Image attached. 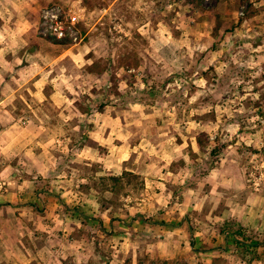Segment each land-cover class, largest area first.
Masks as SVG:
<instances>
[{
    "label": "rangeland",
    "instance_id": "obj_1",
    "mask_svg": "<svg viewBox=\"0 0 264 264\" xmlns=\"http://www.w3.org/2000/svg\"><path fill=\"white\" fill-rule=\"evenodd\" d=\"M36 2L27 14L24 49L37 64L20 72L26 84L0 108L12 110L21 125H40L39 142L62 146L55 169L32 178L34 194H42L29 205L41 212L50 205L48 197L62 200L51 182L62 174L72 192L93 194L98 213L88 212L93 203L80 199L59 201L75 209L64 212L66 219L38 212L53 225L49 238L43 227L30 235L36 249L42 248L35 264H81L80 257L84 264H110L119 248L110 241L119 245V235L136 241L137 253L118 264H264V0ZM54 6L62 8L64 20L71 11L78 17L67 44L43 33L42 11ZM72 46L81 48L74 60L63 54ZM132 50L139 65L126 69L120 62ZM6 72L17 73L0 71V77ZM138 89L154 92L126 103ZM11 90L0 87V100ZM56 92L63 95L57 103L50 97ZM101 104L121 116L116 139L124 141L118 142L123 170L137 175L117 184L109 176L123 170L75 160L86 145L102 157L108 154L88 137L89 115ZM7 163L0 156V171ZM157 176L164 183L155 191L150 181ZM7 187L0 177V191ZM159 218L185 222V230L173 233L177 246L168 258L146 251L147 243L165 238L163 227H152ZM66 220L68 229L59 230ZM46 240L52 249L44 252Z\"/></svg>",
    "mask_w": 264,
    "mask_h": 264
},
{
    "label": "crops",
    "instance_id": "obj_2",
    "mask_svg": "<svg viewBox=\"0 0 264 264\" xmlns=\"http://www.w3.org/2000/svg\"><path fill=\"white\" fill-rule=\"evenodd\" d=\"M37 0H0V71H13L16 70L17 73L13 74L6 72L4 76L0 77V87H12L11 92L7 93L2 97L0 102L11 103L15 100L18 95L19 89L24 86L27 82L26 79L22 78L21 71L32 68L37 64L31 61L28 57V51L24 49L26 44L25 32L30 26V20L27 18V14L33 12L37 5ZM71 48L64 51V55H69L73 60L75 56V51L81 48ZM23 53V54H22ZM62 56V55H61ZM59 58V57H58ZM58 58H55L52 62H55ZM22 60L27 62L25 66H21ZM50 72V70H49ZM62 75V73H60ZM61 77V76H60ZM58 77V78H60ZM42 78H37L34 83L35 86H40L42 83ZM26 80V81H25ZM29 80V79H28ZM51 82H57V76H50ZM36 95H40V91L34 92ZM63 97L62 94L56 92L54 97L57 103ZM62 114V113H60ZM88 120L92 123V130L89 131L88 137L92 139L94 143L100 144L108 148V154L105 157L100 156L97 148L95 146L86 145L80 148L76 153L75 160L78 162H99L104 164V169L110 172H120L124 168V141L122 137L118 138V132L122 133V119L119 113H114L110 110H104L102 112H94L89 115ZM42 128L40 125H36L35 122L21 125L18 116L10 109L0 108V156L7 160L6 166L0 171V177L3 178L5 182L8 183L6 191H0V262L8 264H35L38 262V254L41 252L42 248L36 249L35 242L30 241V235L34 229L43 227L42 230L47 232L46 237H50L52 225V220L47 217H39L38 209L35 208L37 205L30 203L34 202L41 194L39 191L33 192L35 188V181L32 178L41 174L43 176L49 174L55 169L57 163V150L61 149L62 146L54 143L50 140L47 142H39L37 136ZM122 140V141H121ZM122 142V146H118V142ZM32 174L33 177L27 175ZM57 179L52 180L53 187L56 192H62L61 202H67L76 200L75 202L82 201L92 202L94 209L88 212L95 211V200L91 193H74L69 189L68 180L61 179V175L56 176ZM156 179H151L152 188L159 187L158 183H164L163 177L157 176ZM160 178V179H159ZM58 182V183H57ZM155 191H158L155 188ZM77 192V191H76ZM160 193V192H159ZM78 194V195H77ZM157 192H153L154 201L158 200ZM161 194V193H160ZM37 195V196H36ZM29 200V201H28ZM55 198H50L46 200L50 205L45 204L42 210L44 214H62L63 218L64 212L67 209L73 210L74 208H68L66 205L61 207L59 203L53 202ZM68 200V201H67ZM50 201V202H49ZM153 201V202H154ZM159 202V201H158ZM161 202V200H160ZM52 204H55L52 206ZM154 209H164L156 203H153ZM35 208V209H34ZM75 210V209H74ZM39 212V213H41ZM170 212V211H167ZM79 215L85 217L88 213H83L79 211ZM81 217L82 221L84 220ZM168 218V219H158V221L153 222L154 231H159L161 227L166 230V235L164 240L157 241L155 244L150 242L146 245L148 246L146 251L151 254H158L160 257L168 258L175 251V241L173 233L177 231H183L185 222L181 219ZM85 222L81 224L84 227ZM88 224V223H87ZM69 222H60V226H56L59 230L68 229ZM82 227V228H83ZM69 233V231L67 230ZM60 236V234L58 233ZM62 238L66 237V233ZM121 241L119 245L114 243V240L110 241V246L116 250L113 251L110 264L114 260L116 264L122 263L128 255L135 258L137 253V246H135L136 241H132L125 235H119ZM27 237V238H26ZM29 239V240H28ZM47 239V238H45ZM32 240V239H31ZM181 244V241L178 240ZM47 240L44 243V252L47 250ZM140 242V241H139ZM71 245L70 243H68ZM51 248V247H50ZM52 249V248H51ZM118 253H115V252ZM153 252V253H152ZM133 253V254H132ZM40 260L44 259L39 256ZM84 257L79 258L81 264L85 263ZM46 264V261H44Z\"/></svg>",
    "mask_w": 264,
    "mask_h": 264
},
{
    "label": "built area",
    "instance_id": "obj_3",
    "mask_svg": "<svg viewBox=\"0 0 264 264\" xmlns=\"http://www.w3.org/2000/svg\"><path fill=\"white\" fill-rule=\"evenodd\" d=\"M63 16L62 8L59 6L47 8L42 11V25L45 28L43 31L45 36L55 39H72L74 25L78 22V17L72 11L68 13L67 20H64Z\"/></svg>",
    "mask_w": 264,
    "mask_h": 264
},
{
    "label": "trees",
    "instance_id": "obj_4",
    "mask_svg": "<svg viewBox=\"0 0 264 264\" xmlns=\"http://www.w3.org/2000/svg\"><path fill=\"white\" fill-rule=\"evenodd\" d=\"M54 42H57V43H61V44H67V40L66 39H62V40H55ZM129 42H131L129 40ZM135 51L132 50L131 53L129 54H124V61L120 62V65L123 66L124 68L126 69H130L131 67H135V66H138L139 65V62L137 60V55L136 53H134ZM154 91H149L148 90H145V89H138V91L136 92V94L134 95H127V98H126V103H137V102H141V97L145 94H148V93H153ZM104 108H105V105L104 104H101L97 107L96 110H98L99 112L101 111H104ZM133 176V177H136L137 175L132 173V172H129V171H122L120 175H110L109 176V179H111L114 183H119L122 178H124V176ZM258 244V243H256Z\"/></svg>",
    "mask_w": 264,
    "mask_h": 264
}]
</instances>
